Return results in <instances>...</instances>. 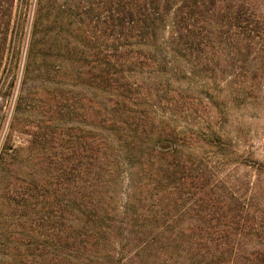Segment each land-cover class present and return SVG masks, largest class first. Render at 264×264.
Listing matches in <instances>:
<instances>
[{"label":"trees","instance_id":"1","mask_svg":"<svg viewBox=\"0 0 264 264\" xmlns=\"http://www.w3.org/2000/svg\"><path fill=\"white\" fill-rule=\"evenodd\" d=\"M70 85L95 121L46 178L18 163L46 133L0 153L12 214L48 232L13 264H264V160L222 106L264 101V0H0V105Z\"/></svg>","mask_w":264,"mask_h":264},{"label":"rangeland","instance_id":"2","mask_svg":"<svg viewBox=\"0 0 264 264\" xmlns=\"http://www.w3.org/2000/svg\"><path fill=\"white\" fill-rule=\"evenodd\" d=\"M63 80L70 83L72 81L63 78L58 79V81ZM20 82L21 72L19 73L18 85ZM70 86L78 92L80 90L82 92L74 94L62 89L63 92L54 95L42 92L35 93L34 90H31L21 102V108L16 110L17 86L11 103L0 105V153L5 147L20 148L21 152L22 148L25 147L35 148L36 145L32 143L35 137L34 133L36 131L41 134L46 133L40 143L42 147H36L33 151L27 150V155L30 158L23 154V157L26 156V158L24 157L22 161L19 159L18 162L23 171L32 173L34 177L43 178L47 175L45 172L47 169L56 165V162H62L59 156L66 153L65 143H67L70 133L77 134L76 128L83 125L93 128L95 104L92 99L85 100L93 97L92 90H82L80 86L76 85ZM62 97L63 99H61ZM203 106L198 105L197 108L205 117L207 113ZM222 106L228 109L226 128L229 134L238 139V145L253 153L254 158L264 160V101L247 102L245 105ZM177 119L186 121L187 118L181 114L177 116ZM43 153L56 155L52 157L51 160L54 162L50 163V166L43 157ZM224 171L232 175L236 173L241 176L246 175V178L251 181L256 178V171L250 167L235 169V167L229 166L225 167ZM14 183L10 177L6 182L0 180V264H13L15 263V253H26L29 250V247L23 246L16 248L15 240H19L18 238L22 240V243H26L30 235L45 240V234L48 233L44 229L30 230L31 227L28 222H21L17 220V215L12 214L20 212L12 207L8 199L13 193ZM20 232L22 234H19ZM33 245H30V249H33Z\"/></svg>","mask_w":264,"mask_h":264}]
</instances>
